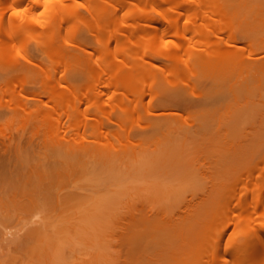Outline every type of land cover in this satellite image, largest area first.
Here are the masks:
<instances>
[{"label":"bare ground","instance_id":"bare-ground-1","mask_svg":"<svg viewBox=\"0 0 264 264\" xmlns=\"http://www.w3.org/2000/svg\"><path fill=\"white\" fill-rule=\"evenodd\" d=\"M260 72L264 0H0V135L17 127L15 139L46 141L54 156L138 145L176 123L165 101L191 92L204 107ZM255 157L197 203L196 231L125 264H264V151ZM92 246L90 264H110Z\"/></svg>","mask_w":264,"mask_h":264},{"label":"rangeland","instance_id":"rangeland-1","mask_svg":"<svg viewBox=\"0 0 264 264\" xmlns=\"http://www.w3.org/2000/svg\"><path fill=\"white\" fill-rule=\"evenodd\" d=\"M195 95L163 103L175 113L170 128L96 158L74 151L54 156L46 141L15 139L17 127L4 129L0 222L9 234L0 223V264H90L98 241L110 264H125L132 253L159 251L172 238L180 243L179 235L197 226L200 200L240 179L246 157L264 151L263 72L241 91L217 95L213 105L199 106ZM135 131L141 133L138 126ZM153 187L170 193L148 198Z\"/></svg>","mask_w":264,"mask_h":264}]
</instances>
